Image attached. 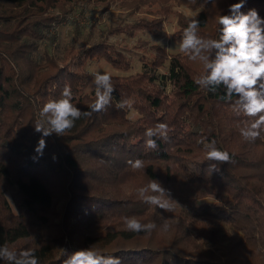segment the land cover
Returning a JSON list of instances; mask_svg holds the SVG:
<instances>
[{
  "label": "trees",
  "instance_id": "trees-1",
  "mask_svg": "<svg viewBox=\"0 0 264 264\" xmlns=\"http://www.w3.org/2000/svg\"><path fill=\"white\" fill-rule=\"evenodd\" d=\"M238 2L0 0V245L32 248L41 264H64L67 255L90 245L124 264H264V134L255 142L243 140L244 118L219 100L223 87L216 94L201 90L193 83L201 65L180 52L141 42V71L112 75L111 106L77 121L64 136L49 138L44 156L31 159L38 108L58 97L64 83L82 110L94 101L92 90L84 92L87 61L103 59L124 72L132 67L106 37L79 40L77 24L60 57L41 53L76 10L118 5L134 15L147 8L152 19L106 29L107 35L128 36L141 30L156 37L174 14L172 38L179 43L187 19L173 5L198 14L200 35L218 38L217 18ZM249 8L264 17V0H247L243 11ZM161 67L167 71L160 73ZM121 98H131L133 107L117 108ZM158 122L169 125L170 138L146 149L144 132ZM201 137L229 151L233 163L217 164L220 171L211 174L197 143ZM137 158L145 163L143 171L127 165ZM150 179L171 191L177 202L172 212L139 201L136 189ZM125 216L158 225L170 218L172 227L137 235L124 230Z\"/></svg>",
  "mask_w": 264,
  "mask_h": 264
},
{
  "label": "clouds",
  "instance_id": "clouds-1",
  "mask_svg": "<svg viewBox=\"0 0 264 264\" xmlns=\"http://www.w3.org/2000/svg\"><path fill=\"white\" fill-rule=\"evenodd\" d=\"M247 0L228 5L227 14H221L217 20L218 38L200 35L201 21L198 14L186 13L187 25L183 28L178 45L179 52L190 62L201 65L200 72L193 78V83L201 90L216 94L221 86L223 94L219 100L226 103L236 118H244L239 129L240 136L247 142H255L264 134V17L258 10L249 8L243 11ZM168 35V34H166ZM161 43V42H159ZM162 44V43H161ZM90 88L95 99L87 110H82L73 103L74 94L69 83H64L58 97L47 100L38 108V118L34 121L33 133L39 134L31 159L38 162L44 156L49 138L62 137L76 127V122L91 118L94 113L105 112L113 99L116 88L110 72L99 70L91 73ZM235 97V99H234ZM134 101L121 98L116 107L131 109ZM169 125L158 122L144 132L146 149L156 150L157 140H169ZM198 144L203 145L208 170L219 172L217 164L233 163L229 151L217 146V142L201 137ZM53 163L59 157L53 154ZM127 165L133 171H143V160L129 159ZM139 201L148 206H155L163 212H172L177 203L171 191L157 179H150L136 189ZM124 230L137 235L151 236L155 231L167 233L172 225L170 218L162 217L163 222L154 220L143 222L136 216H125ZM65 253L66 252V249ZM0 262L4 264H41L40 258L32 248L15 250L6 243L0 245ZM64 264H124L119 256L104 254L92 245L67 255Z\"/></svg>",
  "mask_w": 264,
  "mask_h": 264
},
{
  "label": "rangeland",
  "instance_id": "rangeland-1",
  "mask_svg": "<svg viewBox=\"0 0 264 264\" xmlns=\"http://www.w3.org/2000/svg\"><path fill=\"white\" fill-rule=\"evenodd\" d=\"M103 8V7H102ZM101 7L94 8L81 7L76 10L68 20L58 25L55 28V40L47 41L41 45V53L45 51L47 54H54L55 56H61V52L70 38L74 35V26L77 24L81 29L82 34L79 36V40H83L90 34V38H104L108 43L113 44L117 50L125 55L129 59L131 64V69L124 72L112 68L103 59H93L89 60L84 65V71L87 72L89 79L88 83L84 88V92L91 91L90 81L92 80L91 73L99 70L101 72L107 71L112 75H129L141 71L142 61L141 57L144 54V50L141 49V42H145L148 46L150 45H163L168 53L174 54L179 52V43L173 40L172 34L176 30V16L174 14L168 15L167 19L164 21V27L160 31L158 36H152L144 31H136L134 36H128L124 33L107 35L106 29L108 27L114 26H124L132 23L136 19L146 18L152 19V15L148 13L147 8H142L138 13L134 15H129L128 12L119 7L118 5L111 6L108 10L102 11ZM152 9H155L152 7ZM173 11L182 12L186 15L188 12L194 13L185 6L173 5ZM168 34V35H166ZM53 35V36H54ZM161 42V43H159ZM160 73H165L167 71L166 67H161L158 70Z\"/></svg>",
  "mask_w": 264,
  "mask_h": 264
}]
</instances>
